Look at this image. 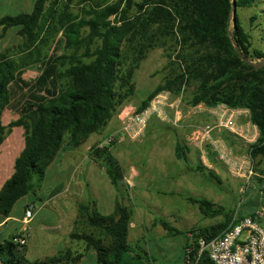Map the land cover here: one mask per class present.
Here are the masks:
<instances>
[{
	"label": "trees",
	"instance_id": "16d2710c",
	"mask_svg": "<svg viewBox=\"0 0 264 264\" xmlns=\"http://www.w3.org/2000/svg\"><path fill=\"white\" fill-rule=\"evenodd\" d=\"M235 1L237 8H252L264 0ZM72 2L37 0L32 12L0 19L3 32L20 28L24 40L0 53V144L14 127L25 129L26 140L13 176L0 191V216L10 217L20 199L42 188L46 171L60 153L81 148L136 97V71L155 48L171 53L168 68L172 72L141 100L137 111L145 110L162 91L178 95L189 86L194 87L192 106L226 104L248 109L251 122L260 131L251 156L256 172L264 175V67L256 69L245 63L233 41L251 62L263 61L264 50L253 47L252 36L238 14L231 16L233 0H79V13L71 10ZM43 47L44 53L47 47L49 53L53 51L43 72L50 97L27 103L21 117L5 127L2 113L9 105V86L31 64L45 61ZM59 50L63 52L58 54ZM39 81L42 84V76ZM188 151L177 143L179 160L186 161ZM89 156L106 170L119 199L110 215L102 214L94 203L80 204L71 239L83 241L87 249L95 251L97 264H145L148 253L140 245L133 249L128 242L133 211L124 203L121 185L125 174L120 160L112 147L100 145ZM209 175L221 183L217 174ZM187 200L205 218L222 220L188 232L167 221L162 220L161 225L168 233L187 238L186 264H213L207 252L199 256V240L209 242L220 236L234 211L209 200ZM20 235H0L1 264H78L83 257L67 250L31 262L26 258L27 245L15 242Z\"/></svg>",
	"mask_w": 264,
	"mask_h": 264
},
{
	"label": "rangeland",
	"instance_id": "374dc122",
	"mask_svg": "<svg viewBox=\"0 0 264 264\" xmlns=\"http://www.w3.org/2000/svg\"><path fill=\"white\" fill-rule=\"evenodd\" d=\"M34 1L0 0V19L32 12ZM61 1L65 3L67 0ZM78 1L73 0L70 4L74 13L80 12L81 6ZM236 14L240 17L245 30L252 36L253 47L264 50V1L252 8H237ZM18 31L19 28L10 29L8 38L12 39ZM51 52H53L52 49L50 54ZM61 52L63 51L59 50L58 54ZM168 54L171 53L165 48H155L149 52L135 74L136 97L126 103L119 114L100 133L103 136L100 141L102 143L111 135H117L116 141L110 147L124 170L125 180L121 185L125 196L124 203L133 211L135 219L139 220L155 218L173 224V221H177L179 227H185L194 220L199 223L212 221L213 219L205 218L199 210L194 215L195 219L192 217V220L188 221L187 215L193 212L189 208H193L194 205L187 198L193 197L198 200H209L225 207L227 211H234L233 217L254 215L258 224L264 228V178L261 182L259 179L262 177L259 173L251 181L234 178L229 175L224 165L216 161L213 155H210L207 165L204 164L201 154L189 144L188 139L194 129L207 124L214 126L217 123L216 116L213 114L214 107L190 104L194 92L193 86L183 87L178 95L172 91H162L169 92L175 104L174 109L167 110L170 120L152 119L143 137L139 140H131L123 136L120 131L117 132L121 124L120 114L124 107L128 105L136 108L141 100L158 85L163 84L168 74L172 72L168 68L170 62ZM175 55L174 53L173 60ZM258 62L260 61H253V63ZM224 130L215 129L214 135L221 137L234 149L236 154L248 153L250 149L248 143L244 144L245 141L230 130ZM178 142L189 148L186 161L176 157ZM210 172L217 174L221 183L213 179L209 175ZM253 180L257 183L256 186L251 185ZM78 181H80V176L74 180V182ZM56 185L57 182L48 178L41 193L38 196L29 194L28 199L17 202L11 215L20 217L27 200L29 204L34 203L39 209ZM86 191L90 194L89 188ZM87 199L88 196L83 201ZM100 212L110 215V211L107 210H100ZM53 218L51 212L44 208L39 210V216L33 224L37 226L48 224ZM16 225L18 224L9 223L4 228L5 238H9L8 233L14 232ZM31 242L37 245V237H34ZM128 242L133 249L141 244L135 243L132 237L128 239ZM93 252L88 255L86 264H93ZM31 258H35L33 253H31Z\"/></svg>",
	"mask_w": 264,
	"mask_h": 264
},
{
	"label": "crops",
	"instance_id": "0c3cea01",
	"mask_svg": "<svg viewBox=\"0 0 264 264\" xmlns=\"http://www.w3.org/2000/svg\"><path fill=\"white\" fill-rule=\"evenodd\" d=\"M36 1L33 2V6ZM9 30L3 32L0 28V53L11 47H18L24 41L19 36V31L13 35L12 39L8 38ZM42 53L46 56L45 61L31 64L21 71V76L15 82L10 84L9 105L2 113L3 126L8 127L12 122L18 120L27 103H35L50 97V85L47 83L46 85L43 84L44 68L47 66L50 58L48 47L45 49V53L43 47ZM41 76L42 84H39ZM236 122L241 129L245 128L246 121L243 118H238ZM102 137L100 133L94 134L81 148L68 150L59 154L46 171L42 188L35 194V196H38L41 193L48 178L57 182L56 187L47 195V199H45V202L39 209H37L34 203L29 204V200H27L23 205L20 217L10 215V217L5 218L0 216V235L2 237L5 238L3 231L9 223L18 224L15 226L14 232L8 233L9 237L19 233L26 235V258L29 261L46 260L70 250L73 256L78 253L83 254L78 264H86L87 257L93 250L87 249L85 242L71 239V234L75 230V222L79 214V205L82 203H94L99 211L107 210L112 214L115 210L116 201L119 199V192L112 185L106 170L98 166L89 156L90 150L102 143L100 142ZM244 141V144L250 143L246 140ZM25 146V129L23 127H14L0 144V191L13 176L16 161L25 149ZM78 176H80V181L74 182ZM261 177L264 178V175ZM72 179L73 181H71ZM256 184L253 180L251 185L256 186ZM87 188L90 189V194L89 192L87 193ZM86 196H88V199L84 202L83 200ZM25 198L27 196L22 199ZM31 208L34 209V216L31 220L26 221L25 213ZM44 208L48 209L54 218L48 224L38 226L33 224L39 216V210L41 211ZM189 209L193 210V212H189V215H187L188 221H191L192 217L195 219L194 215L199 208L194 205L193 208ZM221 219L217 218L209 222L201 221L202 223L194 220L192 223L186 224L185 227L177 226V221H173L174 224H170L182 232H188L198 227H209L217 223V221H221ZM161 221L155 218L139 220L135 219L133 215L129 225L128 239L132 237L135 243H141L139 245L148 253L149 261L145 264H186L185 246L187 238L181 234L168 233L161 225ZM19 225L21 226L19 227ZM30 225L32 226L30 227ZM34 237H37V245L31 242ZM31 253L35 255L34 259L31 258ZM93 253V264H97L96 252L94 251Z\"/></svg>",
	"mask_w": 264,
	"mask_h": 264
},
{
	"label": "built area",
	"instance_id": "2783aa9c",
	"mask_svg": "<svg viewBox=\"0 0 264 264\" xmlns=\"http://www.w3.org/2000/svg\"><path fill=\"white\" fill-rule=\"evenodd\" d=\"M174 108L175 104L169 92L158 94L141 112L137 111L134 106L127 105L120 114L119 131L131 140H139L143 137L152 119L168 121L170 118L167 110ZM213 114L216 116L217 123L214 126L207 124L194 129L189 136V144L201 154L204 164L207 165L210 155H213L216 161L224 165L230 176L251 181L257 176L255 160L251 156V146L257 142L260 131L251 122L250 111L220 104L214 107ZM238 118L246 121L245 128L239 127L236 122ZM215 129L230 130L236 136L250 142L248 153L236 154L234 149L221 137L214 135ZM116 137V134L111 135L100 146L110 147L116 141ZM33 216L34 209L31 208L26 211L25 220L29 221ZM15 242L27 245L26 235L22 233L15 238ZM199 246V256L207 252L213 264H264V228L252 216L233 217L229 227L220 236L209 242L201 238Z\"/></svg>",
	"mask_w": 264,
	"mask_h": 264
},
{
	"label": "water",
	"instance_id": "95a60500",
	"mask_svg": "<svg viewBox=\"0 0 264 264\" xmlns=\"http://www.w3.org/2000/svg\"><path fill=\"white\" fill-rule=\"evenodd\" d=\"M236 11H237V5H236V1L233 0V6H232V9H231V16H235L236 15ZM234 43V46L239 54V56L242 58V60L247 63V64H250L252 65L254 68L256 69H260V68H263L264 67V60L263 61H260L258 63H253L251 62L246 56H244L241 51L239 50V47L237 45V43L235 41H233Z\"/></svg>",
	"mask_w": 264,
	"mask_h": 264
}]
</instances>
